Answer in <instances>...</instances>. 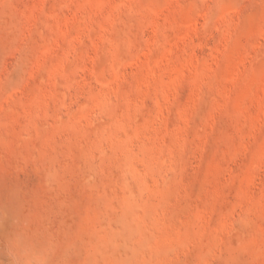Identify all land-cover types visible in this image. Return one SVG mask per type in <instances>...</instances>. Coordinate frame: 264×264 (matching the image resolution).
Returning <instances> with one entry per match:
<instances>
[{
	"label": "rangeland",
	"instance_id": "rangeland-1",
	"mask_svg": "<svg viewBox=\"0 0 264 264\" xmlns=\"http://www.w3.org/2000/svg\"><path fill=\"white\" fill-rule=\"evenodd\" d=\"M0 264H264V0H0Z\"/></svg>",
	"mask_w": 264,
	"mask_h": 264
}]
</instances>
